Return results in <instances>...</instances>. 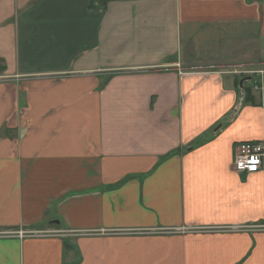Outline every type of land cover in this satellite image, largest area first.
<instances>
[{
	"label": "crops",
	"instance_id": "0c3cea01",
	"mask_svg": "<svg viewBox=\"0 0 264 264\" xmlns=\"http://www.w3.org/2000/svg\"><path fill=\"white\" fill-rule=\"evenodd\" d=\"M261 70L264 0H0V264H264Z\"/></svg>",
	"mask_w": 264,
	"mask_h": 264
},
{
	"label": "built area",
	"instance_id": "2783aa9c",
	"mask_svg": "<svg viewBox=\"0 0 264 264\" xmlns=\"http://www.w3.org/2000/svg\"><path fill=\"white\" fill-rule=\"evenodd\" d=\"M259 82L255 87L260 89L264 97V70L258 72ZM264 165V142L260 141H241L235 145L234 159L232 168L239 173L253 172ZM264 228V226H263ZM67 232L66 230H62ZM19 234L23 236L24 232Z\"/></svg>",
	"mask_w": 264,
	"mask_h": 264
},
{
	"label": "rangeland",
	"instance_id": "374dc122",
	"mask_svg": "<svg viewBox=\"0 0 264 264\" xmlns=\"http://www.w3.org/2000/svg\"><path fill=\"white\" fill-rule=\"evenodd\" d=\"M46 234H56V233H62V230H61V232H60V230L59 231H55V230H52V231H49V232H45ZM63 233H65V232H63Z\"/></svg>",
	"mask_w": 264,
	"mask_h": 264
},
{
	"label": "trees",
	"instance_id": "16d2710c",
	"mask_svg": "<svg viewBox=\"0 0 264 264\" xmlns=\"http://www.w3.org/2000/svg\"><path fill=\"white\" fill-rule=\"evenodd\" d=\"M103 1H105V2H106V0H103Z\"/></svg>",
	"mask_w": 264,
	"mask_h": 264
},
{
	"label": "water",
	"instance_id": "95a60500",
	"mask_svg": "<svg viewBox=\"0 0 264 264\" xmlns=\"http://www.w3.org/2000/svg\"><path fill=\"white\" fill-rule=\"evenodd\" d=\"M57 222V221H56Z\"/></svg>",
	"mask_w": 264,
	"mask_h": 264
}]
</instances>
